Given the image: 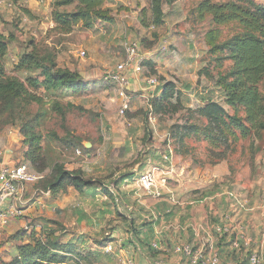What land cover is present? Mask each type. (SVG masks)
Here are the masks:
<instances>
[{"label":"rangeland","instance_id":"obj_1","mask_svg":"<svg viewBox=\"0 0 264 264\" xmlns=\"http://www.w3.org/2000/svg\"><path fill=\"white\" fill-rule=\"evenodd\" d=\"M55 1L0 0V35L7 43V51L0 58L3 73L22 81L34 77L39 70L16 69L19 57L32 49L39 53L49 50L58 67L79 73L82 85L55 90L28 86L29 92L40 101L13 112H0V134L5 137L9 130L17 133L12 160L15 164H26L37 174L47 177L55 164H63L69 170L81 169L85 179L95 180L93 184L102 183L110 189L111 183H117L118 187L110 189L112 199L102 189L92 187L85 188L81 194L80 203L87 215L95 217L99 211L105 213L109 208L107 216L95 217L96 230L87 229L90 224L86 222L78 225L65 221L62 206L58 204L53 213L28 220V226L38 232L45 225L63 227L61 240L75 241L90 264H121L120 243L113 242L109 252L103 248L104 242L117 241L120 233L128 235L122 236L125 245L129 244L131 235L134 239L141 236V239L160 241L166 252L172 253L175 243L187 242L180 226L185 225V215L195 208H199L197 214L208 208L213 211L214 223L229 213L235 221L245 223L249 233L264 239V131L218 146L189 136L176 142L173 136L176 127L190 117L189 110L203 105L201 96L205 93L200 95L196 90L214 89V80L201 73L211 61L204 39L211 25L209 18L199 20L192 11L200 0L163 2L164 22L154 27L150 0H107L105 6L116 12V20L108 23L94 19L90 28L79 22L69 33H60L56 28L55 13L71 11L74 4L59 7ZM172 5L177 13L170 18ZM142 9L146 14L143 24ZM220 29L224 36L233 31L231 26H220ZM176 37L181 40L173 42ZM125 41L135 43L138 51L146 55V61L143 72L134 75L137 79H130L138 82L127 89L128 109L121 114L118 87L105 80V75L124 58ZM80 51L85 54L80 56ZM228 64L225 62L223 67ZM148 76H155L159 86L167 80L175 81L182 101L171 100L173 105H178L176 110L171 107L164 113L152 111L151 101L160 92L159 86L145 84L143 79ZM217 91L215 98L233 113L224 103L220 90ZM190 120L205 123L198 113ZM24 125L25 129L32 127L40 135L39 149L33 157L29 155V144L19 132ZM212 152L223 156L216 157ZM151 170L166 179L165 200L156 199L140 188L136 190L138 175ZM121 187L127 189L126 194ZM168 195L179 203L171 204ZM65 197L66 201L70 198ZM168 200L169 212H161L160 216L151 212L156 201ZM256 214L259 221H255ZM149 224H160L156 229L164 231H152L149 235ZM23 225L15 221L9 228H0L2 259L15 255L17 242L10 239L18 231L23 232ZM12 228L17 232L10 234L8 231ZM81 230L84 234H77ZM143 252L148 253L147 249ZM88 261L82 260L79 264H88Z\"/></svg>","mask_w":264,"mask_h":264},{"label":"trees","instance_id":"obj_2","mask_svg":"<svg viewBox=\"0 0 264 264\" xmlns=\"http://www.w3.org/2000/svg\"><path fill=\"white\" fill-rule=\"evenodd\" d=\"M107 0H57L59 7L74 4L71 11H58L55 13L56 28L60 33H69L73 26L81 22L85 28L93 25V20L105 22L114 21V14L110 7L105 6ZM176 0H150L149 10L154 26L164 22L163 2L174 3ZM199 20L209 18L211 27L205 32L204 39L211 57L209 65L203 67L201 73L214 80V85L220 90L224 103L229 111L215 98L206 96L204 103L196 110H189L190 117L183 125L177 126L174 137L176 142L184 137H194L196 140H206L218 146L227 144L229 140L238 137L246 138L250 135H259L264 131V1L255 0H200L192 10ZM142 24L145 21V10L142 9ZM220 26H231L232 32L224 36ZM7 51V43L0 35V58ZM228 62V67H223ZM213 64V65H212ZM212 65V68H209ZM17 70H39L34 77L22 81L16 76H5L0 63V112H13L18 107L23 108L31 102L40 99L28 90V86L43 87L46 90L59 88H77L82 85L79 73L57 66L54 54L49 50L43 53L32 49L22 54L17 63ZM215 70L216 73L212 71ZM176 91L172 81L162 84L157 99H152L151 109L154 113H164L168 108L176 110L178 105L171 103L175 99L179 103L181 97ZM194 113L205 119V123L198 120L191 121ZM180 129L183 132H180ZM19 132L24 141L29 144L30 156H34L39 149L40 135L32 127L25 125ZM69 136V135H68ZM76 140L77 137H75ZM222 157V153H213ZM95 180L85 179L81 169L69 170L63 164H55L51 174L34 184L38 190H49L51 195L65 192L72 187L78 193L85 188L102 189L105 194L112 197L110 189L104 184H93ZM114 189L117 183H113ZM117 197V195H116ZM110 203V202H109ZM108 203V204H109ZM113 203V201H112ZM134 221L131 222L133 228ZM59 225V224H58ZM63 229V227L61 228ZM59 227L45 225L41 231H18L10 240L16 241V254L8 260L0 256V264H66L88 261L72 240H61ZM149 235L152 233L151 224L148 227ZM64 232V230H63ZM141 246L146 247L150 256L156 251L152 249L147 239H139ZM88 264L90 262L88 261Z\"/></svg>","mask_w":264,"mask_h":264},{"label":"built area","instance_id":"obj_3","mask_svg":"<svg viewBox=\"0 0 264 264\" xmlns=\"http://www.w3.org/2000/svg\"><path fill=\"white\" fill-rule=\"evenodd\" d=\"M152 27H154L153 24ZM123 46L125 50L124 58L109 68L105 75V80L118 87V94L121 99L119 112L121 114L128 109L127 89L130 86V75H140L143 72L146 61V55L138 51L135 43L125 41ZM164 48H162V51ZM79 54L83 56L85 52L80 51ZM143 81L150 87L160 85L159 80L155 76L145 77ZM149 118H153L152 113H150ZM3 155L4 150L0 149V158ZM41 178V174L31 171L26 164L0 162V226L7 224L9 217L16 218L21 215L18 204L23 200L27 185H34ZM137 184L148 195L156 199L164 198V189L167 188L166 179L156 176L154 170L140 173L137 178ZM109 188L112 191L114 190L113 183H111ZM38 192L40 196H36L33 202L43 207L45 202L41 196L50 195V191L38 190ZM172 200L174 199L172 198ZM3 205L7 206L6 209L3 208ZM222 218L223 222L213 223L210 226L214 242L219 241L224 236H228L230 237L229 246L231 249L245 250L247 252V264H263L259 246L254 236L247 232L246 227L243 224L233 226V217L229 213H225ZM204 228L205 225H199L200 230ZM22 230L29 233L34 230V227L28 226L27 222H25ZM161 244L158 241L151 243L154 250L161 249ZM103 248L109 252L112 250V245L111 243H106ZM171 251L174 255L181 257V264H230L222 260L220 251L216 247L206 250L204 247H196L188 242H178L172 246ZM125 264L134 263L132 260H128ZM154 264H162V261L158 260Z\"/></svg>","mask_w":264,"mask_h":264},{"label":"crops","instance_id":"obj_4","mask_svg":"<svg viewBox=\"0 0 264 264\" xmlns=\"http://www.w3.org/2000/svg\"><path fill=\"white\" fill-rule=\"evenodd\" d=\"M170 9L171 10H170L169 15H171L170 18H172L173 15H175L177 13L176 12L177 9H175L174 5H172ZM115 13L113 12L114 17H115L114 20H116V18H117ZM184 13H185V11H184ZM164 16H165V14H164ZM108 23H110V22H108ZM180 40H181L180 37H176V39L173 40V42L180 41ZM131 78L133 79V78H135V76L131 75L130 79ZM135 79H137V77ZM135 79L132 81L130 80V87H132V85L134 87V85L137 84L138 81H135ZM171 81L173 83H175L174 80H171ZM161 88H162V84H161V86L158 87L159 92H161ZM217 89L218 88L214 85V89H211L209 91L199 89V90H196V92H198V94H200V95H203V93H205V95L201 96V99L203 102L204 101L203 98L208 96V95L215 98V94L218 93ZM17 141H18L17 133L15 131L9 130L7 133H5V137H2V135L0 134V149L4 150V155H3V157L0 158V162L6 163V164H15L14 160H12V155L15 151L14 147H15V143H17ZM71 188L72 187H68L65 192H61L57 195L41 196V198L44 199V201H45V205L43 207H40L39 205H37L33 202L34 199L36 198V196H40L38 189L35 188L33 184L27 185L25 192L23 194V200L20 201L18 204V208L21 211V215H19L16 218L9 217L7 224L0 226V228H3V229L9 228V225L11 226L13 224V222H15V221H20V225H23V223L27 222L28 220L33 219L35 216L49 215L55 211L56 206L58 204V205L62 206L61 209H62L65 221H70L72 224H78V225L80 223L86 222V223L90 224V226L87 229L96 230V227H98V226H97V222H96L95 217L107 216L110 213L109 208L106 210L105 213L103 211H99L100 213L95 215V217H93L92 215H87L85 213L86 212L85 209H83V207L81 206V203H80V200L82 199L81 194H83L84 192L78 193L73 188L72 189ZM138 189H139V187H137L136 190H138ZM121 190H122V192H124V194H126L125 190H127V189H124L123 187H121ZM66 195H69V197H70L67 199V201H66V197H65ZM164 198H161V199L165 200ZM161 199H159V200H161ZM168 199L172 202V203L170 202L171 204L179 203L175 199L172 200V198H170L169 195H168ZM49 200H50V202H49ZM96 200H99V198L97 197ZM169 200H168V202L163 201L161 203H160V201H156L155 204L151 208V212L154 214L157 213L158 216H160L161 212H163V213L169 212L171 210ZM64 201H66V202H64ZM137 202L143 205V202L140 201L139 199H137ZM106 203L108 204L107 201H106ZM161 204H163V207L160 208ZM6 207H7L6 205H3V208L6 209ZM153 208H154V210H153ZM198 210H199V208L190 209V212H188L185 215L187 217L185 225L180 226V230L181 231L184 230V232L182 233V236L186 239V241L188 243H191L193 246L204 247L206 250H209L211 247L218 248L220 251L222 260L225 261L226 263L247 264V252L245 250H233V249H231L229 246L230 237L224 236L219 241L214 242V240L212 238V232L210 229V226L216 220V217H214L213 211H211L208 208V209H205L206 211H204V212L202 211V213L197 214ZM206 219H207V221H206ZM255 219H256L255 221H259L257 214H256ZM98 221H100V219H98ZM220 222H223V219ZM202 224L205 225V228L203 230H200L199 225H202ZM238 224H243L247 229V225L245 223H243L242 221H239V222L235 221V219L233 218L232 225L236 226ZM156 226H160V224H158V225L157 224L156 225L151 224L152 231H154L156 233H161V231H164L163 228H161L160 230L156 229L157 228ZM12 229H10V231H8L10 234H12V232H17L16 230H14V229L12 230ZM186 230H188V231L185 232ZM247 232L249 233L248 229H247ZM185 233L188 234L187 237H186ZM77 234L82 235V234H84V231L83 230L78 231ZM111 236H113V235H111ZM122 236H125L127 238L128 235L125 233L124 234L120 233V235L118 237L119 241L117 240V241L104 242V245L106 243H111V245H112L113 242L120 243V247H121L120 251H121V255H122V257L120 258L121 264H125L126 261H128V260L129 261L132 260L134 264H154V262H156L158 260H161L162 264H181V262H180L181 257L179 255H174L173 253H167L166 252L167 249L162 246L160 241H158V242H160V244H161V249L155 250L156 253L154 256H149L148 255L149 253L146 254L143 252L144 250L146 252V249H145L146 247L141 246L139 243V239L141 236H137L136 239H134L133 236L131 235V237H130L131 239L128 240L129 244H127V245H125L126 243H123L124 241H123ZM253 236H255V235H253ZM254 238L257 242V245L259 246V250H260V254H261V258H262V263L264 264V239L256 237V236ZM153 242H156V241L155 240L150 241V243H153ZM14 254H16V250L14 251Z\"/></svg>","mask_w":264,"mask_h":264}]
</instances>
